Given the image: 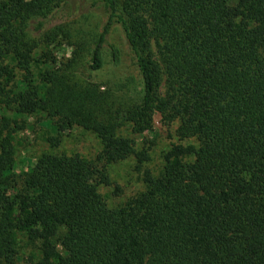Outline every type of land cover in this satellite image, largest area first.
I'll return each instance as SVG.
<instances>
[{"label":"trees","instance_id":"1","mask_svg":"<svg viewBox=\"0 0 264 264\" xmlns=\"http://www.w3.org/2000/svg\"><path fill=\"white\" fill-rule=\"evenodd\" d=\"M70 1L0 0V104L13 112L0 116V264H264V0H92L96 32L84 15L50 23ZM115 25L139 73L129 93L76 74L102 67ZM39 113L94 132L96 158L44 152L16 173L20 118ZM155 113L189 141L111 206L105 166L147 159L118 129L150 131Z\"/></svg>","mask_w":264,"mask_h":264},{"label":"rangeland","instance_id":"2","mask_svg":"<svg viewBox=\"0 0 264 264\" xmlns=\"http://www.w3.org/2000/svg\"><path fill=\"white\" fill-rule=\"evenodd\" d=\"M92 0H71L70 7L59 12L51 24L72 18L77 15L87 17L89 23L96 32L100 29L104 17L95 6L91 5ZM69 13V15H68ZM112 49L115 50V57L112 56ZM72 47L63 46L56 52L59 59L66 60L71 56ZM103 65L97 71H91L86 66H81L76 74L81 78L90 79L98 84L102 90L123 93L127 84V92L139 89L140 79L133 55L129 49L124 33L119 25H115L107 35V42L104 47ZM19 74V72H17ZM133 93V91H132ZM13 116L12 110L0 104V116ZM25 127L15 134V166L14 171L20 173L27 166L34 163L36 158L44 152L55 154H79L88 159H95L101 150L100 138L92 131L74 126L63 131H56L53 123L49 124L44 114H36L32 117L20 118ZM175 123H163L159 113L154 114L153 127L150 131L141 134L133 133L130 125L123 123L118 133L130 137L137 151H145L147 159L142 167H135V160L132 156L124 160L105 166L108 175V183L98 186L99 192L106 202L111 206L123 203L128 197L140 192L144 184L142 172L150 169L157 172L163 165V155L173 144H186L189 140H180L175 132ZM24 252V254L28 253ZM15 264H24L23 260Z\"/></svg>","mask_w":264,"mask_h":264}]
</instances>
